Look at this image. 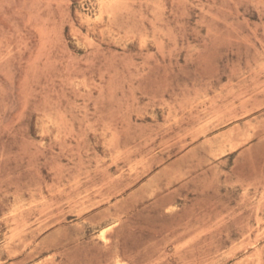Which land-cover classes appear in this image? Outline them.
Masks as SVG:
<instances>
[{"label": "rangeland", "instance_id": "obj_1", "mask_svg": "<svg viewBox=\"0 0 264 264\" xmlns=\"http://www.w3.org/2000/svg\"><path fill=\"white\" fill-rule=\"evenodd\" d=\"M0 264H264V0H0Z\"/></svg>", "mask_w": 264, "mask_h": 264}]
</instances>
